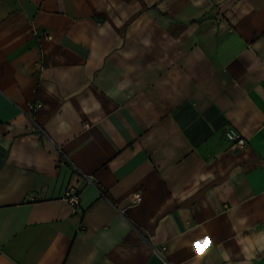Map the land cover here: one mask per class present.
I'll list each match as a JSON object with an SVG mask.
<instances>
[{
  "label": "crops",
  "instance_id": "1",
  "mask_svg": "<svg viewBox=\"0 0 264 264\" xmlns=\"http://www.w3.org/2000/svg\"><path fill=\"white\" fill-rule=\"evenodd\" d=\"M0 264H264V0H0Z\"/></svg>",
  "mask_w": 264,
  "mask_h": 264
},
{
  "label": "built area",
  "instance_id": "2",
  "mask_svg": "<svg viewBox=\"0 0 264 264\" xmlns=\"http://www.w3.org/2000/svg\"><path fill=\"white\" fill-rule=\"evenodd\" d=\"M33 34L38 37V38H43L46 39L49 37V33L46 30H42V31H38L36 28L33 31ZM38 103H34V104H28L27 108L24 110V112L26 113L28 119L31 121V124L34 126V128L36 127L38 129V132L43 134V130L40 128V126L37 125V123L35 122V118H34V111L35 109L38 107ZM227 139L230 142V148L234 149V148H244L246 147L247 144V140L246 138L243 137L242 134H240L235 128H229L226 130L225 132ZM70 199L73 201V203H78V195L74 192H72L70 194ZM131 200L133 203L139 202L141 200V194L136 193L133 194L131 196ZM153 250H155V253L163 259V252H164V247H159V248H154Z\"/></svg>",
  "mask_w": 264,
  "mask_h": 264
}]
</instances>
